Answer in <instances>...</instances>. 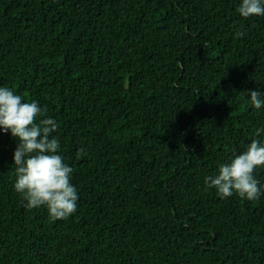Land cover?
Segmentation results:
<instances>
[{
	"label": "trees",
	"instance_id": "obj_1",
	"mask_svg": "<svg viewBox=\"0 0 264 264\" xmlns=\"http://www.w3.org/2000/svg\"><path fill=\"white\" fill-rule=\"evenodd\" d=\"M237 3L0 0V86L47 106L79 194L27 210L0 134V264H264V195L204 183L264 140V17Z\"/></svg>",
	"mask_w": 264,
	"mask_h": 264
},
{
	"label": "clouds",
	"instance_id": "obj_2",
	"mask_svg": "<svg viewBox=\"0 0 264 264\" xmlns=\"http://www.w3.org/2000/svg\"><path fill=\"white\" fill-rule=\"evenodd\" d=\"M235 11L242 19L264 17V0H238ZM244 93L248 105L257 113L264 109V92ZM47 113L46 105L0 86V134H8L16 142L11 164L13 190L27 210L43 207L55 222L67 220L77 211L79 194L72 183L73 169L65 163L61 142L55 135L59 124ZM255 136L264 137V126L256 129ZM262 167L264 140L253 139L243 151L219 163L215 174L205 177L204 183L221 200L235 195L256 201L264 195V184L255 176Z\"/></svg>",
	"mask_w": 264,
	"mask_h": 264
}]
</instances>
